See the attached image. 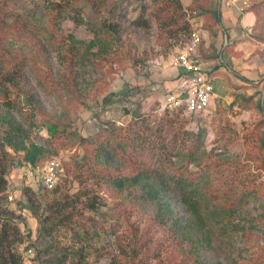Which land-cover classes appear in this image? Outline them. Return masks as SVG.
<instances>
[{
	"label": "rangeland",
	"instance_id": "obj_1",
	"mask_svg": "<svg viewBox=\"0 0 264 264\" xmlns=\"http://www.w3.org/2000/svg\"><path fill=\"white\" fill-rule=\"evenodd\" d=\"M54 1L62 0H0V10L4 12L0 14V63H10L5 70L12 71L13 64L28 59L43 85L67 93L63 101L70 110L68 130L99 140L107 136L110 127L126 125L135 114H154L162 102L159 92L163 95L166 90L162 87L154 90V78L160 75L162 83L166 81L162 77L171 80L170 75L163 76L166 70L171 71V56L184 46L189 32H200V59L216 88L212 109L205 118L176 110L180 113L176 125L191 130L199 122L208 128V149L215 147L225 157H232L230 161L234 166L238 164L234 162L239 161L241 189L257 192V198L247 195L249 200L243 211L262 216L258 222L260 229L254 230L248 243H236L232 252L234 260L227 251L218 248L206 252L205 263L253 264L252 256L264 251V166H261L264 112L257 107L260 99L264 101V0H250L249 11H240L227 0H110L116 13L114 17L100 8L97 19L92 15L93 6L86 0H79L73 8L57 14L60 22L54 31L91 39L94 36L92 18L98 22L104 17L112 23L117 21L121 27V43L110 59L97 60L98 66L87 63L83 67L73 57L67 58L64 44L47 43L46 27L52 18L47 6ZM165 1H170V5L162 11L160 8ZM209 9L218 11L220 26L214 23ZM14 18L30 25L34 23L29 20H37L41 29L37 30L36 26L19 29L14 26ZM141 19L147 24H139ZM211 23L216 33L206 30ZM24 82V89L36 93L41 108L47 109L46 112H41V108L37 111L33 137L46 145L52 142L59 150L44 162L52 156L57 157L60 178L53 188L44 186V162L30 178L25 170L28 175L31 168L20 166L6 172L9 184L7 196L1 203L9 215H16L14 223L18 225V232L11 231L7 245L15 255L23 258V264H128L126 230L131 222L141 228L148 225L156 212L155 203L136 198L135 192H119L110 184L91 180L83 185L87 184L93 193L80 196L82 183L75 175L76 161L82 158L85 147L75 134L58 138L49 128L50 122L56 120L53 113L60 114L64 108L58 99L62 94L49 96L32 75ZM5 84L15 95L16 90L10 82ZM107 96H111L110 100L105 101ZM10 99L2 88L0 111ZM21 100L24 112L28 111L30 107L23 105L25 102ZM3 131L0 123V143ZM6 149L12 151V148ZM217 159L212 155L208 162ZM25 185L29 187L27 195L31 202L42 211L48 199L59 198L64 202L61 209L67 215L66 220H59L53 212L52 219L56 222L40 238H37L38 216L22 204L27 201L23 193ZM91 204L95 210L88 208ZM30 248L32 253L28 252ZM155 251L163 257L162 250L157 247ZM148 264L155 262L149 260Z\"/></svg>",
	"mask_w": 264,
	"mask_h": 264
},
{
	"label": "trees",
	"instance_id": "obj_2",
	"mask_svg": "<svg viewBox=\"0 0 264 264\" xmlns=\"http://www.w3.org/2000/svg\"><path fill=\"white\" fill-rule=\"evenodd\" d=\"M78 1H54L52 6H47L52 16L49 26L46 27V37L49 38L47 43L64 44L67 58L73 57L81 67L87 63L98 66L97 60H109L120 45L121 27L117 21L112 23L106 20L108 17L98 22L93 20L94 17L97 19L100 8L107 10L109 16L114 17L116 13L110 0H86L93 6V38L79 39L60 30L54 31V27L60 22L57 14L73 8ZM165 2L160 8L162 11L170 5V1ZM253 7L254 5L251 10ZM209 11L214 23L220 26L218 11ZM3 13L0 10V14ZM171 16L169 15L170 18ZM14 20V26L19 29H27L28 26L41 29L37 20H29L33 25L21 22L18 18ZM77 22L81 24L79 19ZM138 23L147 24L144 19ZM212 25L213 23L208 25L211 28L206 30L213 34L216 31H212ZM187 30H191L188 24ZM10 65L0 63V90L3 88L6 96L11 98V102L4 103L0 111V123L4 128L0 143V264H23V258L15 255L10 245H7L11 231L18 232V225L14 223L16 215H9L1 203L7 196L9 184L6 172L20 166L35 169L52 154L59 153L52 142L46 145L33 137L35 118L41 104L36 93L24 89V81H28L31 75L49 96L62 94L58 99L62 101L64 108L60 114L53 113L56 120L50 122L49 128L54 134H58V138L64 134L67 137H70L71 133L75 134L85 147L82 158L76 161L75 175L82 183L78 194L87 196L93 193V189L87 184L83 185V182L91 180L95 183L110 184L119 192H135L136 198L155 203L156 212L148 225L141 228L131 222L126 230L128 264H148L149 260L155 264H206V252L218 248L224 249L233 257L236 243H248L254 230L260 229L258 222L262 216H253L243 211V206L249 200L247 195L257 198V192L253 189H241L239 179L242 168L239 161L234 162L235 165L238 163L234 166L230 161L232 157H225L222 152H217L215 147L208 149L206 126L199 125L198 130H190L184 125H176L179 112L165 111L160 115L157 107L153 111L154 114H135L126 125L110 127L107 136L100 140L94 136H84L77 131L68 130L70 119L68 122L67 119L70 110L63 101L66 92H56L43 85L28 59L13 64L12 71L5 70ZM5 82H10L17 95H13ZM64 88L65 86L62 89ZM110 97L107 96L104 100H110ZM21 99L25 102L23 105L30 107L28 111L24 112ZM257 104L264 112V101L260 99ZM41 109V112L47 111L45 107ZM261 122H264V118ZM7 147L12 148V151L7 150ZM261 147L264 149V137ZM212 155L218 159L208 162ZM260 156L258 155L259 158ZM261 162V166H264V157ZM23 190L27 196V201H22L23 206L32 210L40 221L37 238H40L43 232H49L50 225L56 222L52 219L53 212L59 220H66L67 215L61 209L64 202L59 198L48 199L43 206V212L39 209L41 207L33 204L28 197V185H25ZM88 208L95 210L92 204ZM157 247L162 250L163 257L155 251ZM252 258L253 264H264V251ZM234 263L236 264L235 261Z\"/></svg>",
	"mask_w": 264,
	"mask_h": 264
},
{
	"label": "built area",
	"instance_id": "obj_3",
	"mask_svg": "<svg viewBox=\"0 0 264 264\" xmlns=\"http://www.w3.org/2000/svg\"><path fill=\"white\" fill-rule=\"evenodd\" d=\"M227 2L235 5L240 11L251 6L250 0H227ZM201 43L202 35L194 30L188 35L184 46L171 56L172 66L182 73L180 80L184 81L182 88L184 91L167 93L157 108V112L182 109L186 115L205 118L211 111L216 88L214 80L200 59ZM199 125V122H196L192 129L198 130ZM44 163L42 166L44 183L47 188L51 189L59 180V162L57 157L52 156ZM35 169L31 168V174L26 173V176L30 178L33 171H36ZM32 251V248L28 250L29 253Z\"/></svg>",
	"mask_w": 264,
	"mask_h": 264
},
{
	"label": "crops",
	"instance_id": "obj_4",
	"mask_svg": "<svg viewBox=\"0 0 264 264\" xmlns=\"http://www.w3.org/2000/svg\"><path fill=\"white\" fill-rule=\"evenodd\" d=\"M238 9V8H237ZM247 10V9H246ZM228 11H230V10H228ZM247 11H249V10H247ZM246 12H243V14H245ZM245 17H243V19H244ZM172 71V72H171ZM171 71H169V70H166V74L165 75H163V76H167V75H170L171 76V80H169L167 77H162L163 78V80H166V81H164L163 83L160 81V75H157V77H155L154 78V80H153V83H152V85H153V89L155 90V88L156 89H161V88H159V87H162V90H163V88L165 89L166 88V90H165V93H163V95H162V91H160L159 92V99H160V97L162 96V98L160 99V100H163V98L165 97V95L167 94V93H169V92H176V93H178V92H182V91H184V89H182L183 87H184V81L183 80H180V77H181V72L178 70V69H176L175 67H173L172 65H171ZM165 73V72H164ZM174 76V77H173ZM159 79V82L157 81V83L155 82L156 80H158ZM154 86H156V87H154ZM164 92V91H163Z\"/></svg>",
	"mask_w": 264,
	"mask_h": 264
}]
</instances>
